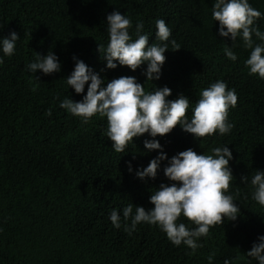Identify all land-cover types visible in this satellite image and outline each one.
<instances>
[{"label":"trees","instance_id":"16d2710c","mask_svg":"<svg viewBox=\"0 0 264 264\" xmlns=\"http://www.w3.org/2000/svg\"><path fill=\"white\" fill-rule=\"evenodd\" d=\"M215 0H0V38L15 31L20 39L11 57L0 64V264H257L246 252L264 235V207L252 199L250 184L256 170H264V80L249 75L244 61L250 55L237 38L220 37L219 22L212 19ZM264 13V0H249ZM119 10L132 21L130 34L142 21L143 32L155 38L156 20L171 29L170 41L181 46L165 52L159 80L146 81L142 66L107 69L97 51L107 45L106 17ZM264 32V16L256 21ZM135 38V36H134ZM255 43H264L253 35ZM232 47L235 62L224 54ZM53 51L61 71L44 75L27 70L36 52ZM73 56L83 60L107 82L134 76L146 91L167 86L168 99L183 94L194 106L199 93L217 80L234 89L238 100L228 119L229 134L218 133L199 141L177 125L171 133L157 136L171 158L193 148L210 154L227 145L235 177L228 194L237 200L236 221L210 228L193 254L190 248L173 245L159 227L141 223L128 235L123 230L122 209L129 203L149 209L151 192L170 183L161 162L155 179H139L138 167H146L158 154L146 152L147 133L134 138L125 152L117 153L106 136L107 120L99 115L82 123L59 104L65 97L82 100L83 94L66 85L74 68ZM39 77V79H37ZM51 113V114H49ZM191 116V110L187 112ZM135 156V159H133ZM131 161L133 172L128 171ZM249 175L247 185L241 176ZM121 215L122 227L112 226V210ZM195 227L183 215L178 223ZM130 223V221H129Z\"/></svg>","mask_w":264,"mask_h":264},{"label":"clouds","instance_id":"9594fccd","mask_svg":"<svg viewBox=\"0 0 264 264\" xmlns=\"http://www.w3.org/2000/svg\"><path fill=\"white\" fill-rule=\"evenodd\" d=\"M262 16L264 13L253 8L249 0H215L212 6V19L219 22V36L230 38L233 45L240 38L243 47L251 50L244 61L248 74L264 80V43L253 40L255 35L264 42V32L256 26V21ZM155 23V38L159 43H150L149 34L143 32L142 21L135 25V33L130 34L132 21L128 16L119 10L108 14V43H98L97 46V51L106 61V68L127 66L134 72L146 65L142 70L146 81L159 80L166 61L165 52L170 49L169 42L172 50H178L181 46L175 40L170 41L171 29L163 19ZM19 39L15 31L0 38L3 56L11 57L14 54ZM223 51L229 60H237L232 47H225ZM3 56H0V64L4 62ZM73 60L74 68L66 77V85L76 94H83L87 84V92L80 101L65 97L59 106L72 116L79 117L84 124L96 115L106 118L105 134L117 153L125 152L129 143H134V138L147 133L151 139L144 140V149L146 152L157 150L158 154L146 167L135 170L139 179H155L161 162L167 161L163 173L170 183H160L151 192L149 203L153 207L146 210L139 205L134 208V204L129 203L122 209L123 230L128 235L136 231L141 223L157 226L173 245L183 244L194 254L202 247L199 241L208 237L211 227L237 220L240 208L235 197L228 194L230 182L235 178L229 166L233 159L230 148L227 145L214 147L210 154H198L193 148H188L169 158L156 139L157 136L171 133L177 125L197 141L217 133L220 136L229 134L234 127L228 119L229 109L235 108L238 100L234 89L228 88L225 81L217 80L200 91L199 99L193 106L190 98L183 94L174 100L168 99L172 90L167 86H156L146 91L144 84L134 76H120L105 85L104 78L83 60L76 56H73ZM26 67L34 74L39 70L44 75H51L60 72L62 65L57 55L48 51L46 55L36 52L34 60ZM189 109L190 117L187 115ZM127 164L128 171L133 172L131 161ZM240 180L247 185L249 175L241 176ZM250 184L254 189L252 199L264 207V170H256L251 175ZM181 215L195 227L178 223ZM109 220L114 228L122 227L121 215L117 210L111 211ZM214 255H209V264H212ZM246 255L257 264H264V235L258 236ZM224 264H230V261L226 259Z\"/></svg>","mask_w":264,"mask_h":264}]
</instances>
